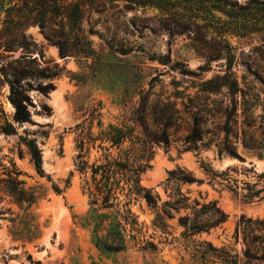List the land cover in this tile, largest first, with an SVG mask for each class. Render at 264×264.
Segmentation results:
<instances>
[{
  "label": "rangeland",
  "instance_id": "374dc122",
  "mask_svg": "<svg viewBox=\"0 0 264 264\" xmlns=\"http://www.w3.org/2000/svg\"><path fill=\"white\" fill-rule=\"evenodd\" d=\"M231 1L243 4L248 0ZM103 8L97 2H85L83 6L88 22L84 23L85 29L93 31L87 35L91 49L87 58H60L57 49L45 42L36 27L25 29L35 44L29 58H36L40 67L57 64L61 69L59 77L52 80L54 89L46 95L35 90L37 82L27 79L31 123L13 119L14 107L8 98L9 77L0 68V107L14 129L13 134H0V179L15 177L18 172L22 188L35 196L27 207L0 190V264H192L191 251L203 242L224 249L229 256L236 257L238 264H243L242 237L238 234L236 240L234 231L242 218L251 221L264 218V190L259 201L245 202L225 188L227 180L219 175H226L239 195L261 190L264 150L244 148L240 141L230 137L229 142L241 161L227 155L218 157L217 145L223 134L215 137L212 133L221 122L218 106L231 111V98L221 90L204 103L203 95L195 87L224 74L227 61L233 57L231 71L238 83L253 89V101L264 104V46L257 37L235 38L194 27L182 29L178 22L160 16L155 10L139 9L116 15L101 13ZM19 53L13 54V59ZM149 82L156 90L164 86L166 95L177 97L176 89L194 98L193 112L199 109V116L206 119L201 124L204 135L197 142V152H182V140L190 131L191 120L181 111L176 125L167 131L168 148L152 142L147 145L150 156L143 160L147 168L139 176L140 185L152 190L159 201L154 211L140 199L132 201L130 208L144 225V238L153 248L142 250L126 237L123 251H101L91 242L89 197L83 190L86 181L90 184V173L81 174L77 170L75 137L80 130L86 132L90 124L94 135L111 125L130 131L132 142L136 141L141 131L132 117L140 99L138 87L147 89ZM98 104L100 109L94 111ZM260 109L254 108V116L261 115ZM241 111L237 106V115ZM241 120L240 117L239 129ZM259 121L256 119V126ZM76 125L80 127L78 130ZM32 139L41 151L42 169L50 181L35 172L26 146ZM129 146L131 142L126 140L122 151ZM99 154L91 149L89 164ZM203 166L216 177L211 184L207 182L211 176L204 172ZM177 168L202 181L199 185H177L188 203L196 201L199 208L214 201L227 217L223 224L208 233L184 238L177 218L188 211L172 212L171 218L161 214V205L169 201L170 189L174 188L171 185L165 189L163 183L168 173ZM51 183L60 193L53 190ZM156 216L161 224H157L158 220L154 224Z\"/></svg>",
  "mask_w": 264,
  "mask_h": 264
},
{
  "label": "trees",
  "instance_id": "16d2710c",
  "mask_svg": "<svg viewBox=\"0 0 264 264\" xmlns=\"http://www.w3.org/2000/svg\"><path fill=\"white\" fill-rule=\"evenodd\" d=\"M85 2L100 3L104 7L101 13L111 12L116 15L139 9L155 10L160 16L178 22L182 29L194 27L235 38L257 37L264 46V0H248L243 4L231 0H0V68L9 77L8 98L14 107L13 119L16 122L31 123L28 106L32 104L27 95L30 88L27 79L37 82L35 90L46 95L54 89L52 80L59 77L61 72L57 64L52 67H40L35 63L36 58H29L31 51L35 50V44L26 35L25 29L29 26L36 27L45 42L57 49L60 58H87L91 52L87 35L93 31L90 28L85 29L84 23L88 24L84 18ZM115 26L117 27L118 23ZM18 51V57L13 59V54ZM7 59L12 60L6 62ZM232 59L233 57L227 61L224 74L204 80L195 88L203 95L204 103L210 101L209 96L217 95L221 90H225L231 98V111L218 106L221 122L215 127L212 135L217 137L218 134H223V139L217 145L218 157L227 155L241 161L229 138L240 141L244 148L264 150V104L259 105V101H253V89H248L245 85L240 86L231 71ZM166 93L164 86L156 90L151 82L148 83L147 89L138 87L140 99L132 120L134 125L140 128L141 137L135 138L134 142L130 131L125 132L122 127L111 125L94 135L90 124L86 132L80 130L76 134L77 170L81 174L90 173V184L86 181L83 190L89 197L88 226L91 228V242L101 251H123L126 237L139 244L142 250L153 248L144 238V225L139 223L130 207L132 201L140 199L149 209H156L158 196L140 185L139 176L147 168V163H143V160L150 156L147 145L151 142L168 148L167 131L176 125L181 111L187 113L191 120L190 131L182 140V152L198 150L197 142H200L204 135L201 124H204L206 119L199 116V109L193 112L196 108L191 105L194 98L176 89L174 94H177V97ZM181 94L183 97H179ZM178 99L181 100L179 103ZM237 106L242 110L240 116L236 113ZM257 106L261 108V115L254 116L253 110ZM99 109L98 104L94 111ZM240 117L241 129L238 127ZM256 119L260 120L258 126L255 125ZM97 126H101L100 120ZM79 128L78 125L75 126V130ZM13 133L14 129L4 118L0 107V134ZM126 140H130L131 146L122 151ZM26 146L37 175L50 181V177L42 169L41 151L35 140L28 141ZM91 149L100 154L89 164ZM203 170L211 176L207 181L211 184L216 178L212 176L215 175L205 166ZM18 175L17 172L15 177L0 179V190L10 195L15 202L25 203L29 207L35 200L34 193L22 188L23 182L18 179ZM219 176L227 180L225 188L245 202L259 201L264 197H259L264 187L239 195L236 187L229 184L230 180L226 175ZM201 183V180L179 168L170 171L163 183L165 189L171 185L174 188L170 189L169 201L161 205V214L171 218L172 212L188 211L177 218L184 238L208 233L223 224L227 218L214 201L197 208L199 204L196 201L188 203V198L177 188V185ZM51 186L56 193H60L55 184L51 183ZM120 196L123 199H120ZM156 220L157 224H161L158 216L153 221L154 224ZM238 234L242 237L243 264H264V218L254 221L242 218L236 225L235 239ZM191 259L192 264H238L235 256H229L224 249H215L204 242L192 249Z\"/></svg>",
  "mask_w": 264,
  "mask_h": 264
}]
</instances>
